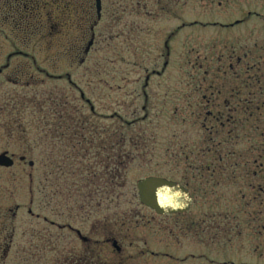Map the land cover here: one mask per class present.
<instances>
[{"label":"rangeland","instance_id":"rangeland-1","mask_svg":"<svg viewBox=\"0 0 264 264\" xmlns=\"http://www.w3.org/2000/svg\"><path fill=\"white\" fill-rule=\"evenodd\" d=\"M22 1L0 10L4 263L25 243L27 264H65L81 241L55 221L100 263L264 264V0H100L99 18L94 0ZM229 107L211 145L205 110ZM148 176L185 184L189 211L140 204Z\"/></svg>","mask_w":264,"mask_h":264},{"label":"flooded vegetation","instance_id":"flooded-vegetation-1","mask_svg":"<svg viewBox=\"0 0 264 264\" xmlns=\"http://www.w3.org/2000/svg\"><path fill=\"white\" fill-rule=\"evenodd\" d=\"M11 3L17 5V3H19L20 5L23 4L24 2L22 0H2V2H0V10H3L5 12H7V17L10 16L9 13H11L12 10L14 11H19L20 9H22V6H11ZM21 7V8H20ZM2 73V69H0V75ZM81 97L83 98V94L81 93ZM229 110H231V114L229 113L230 116V122L231 125L233 126L235 123V120L233 118V109H231L229 107ZM2 153H6L11 159H12V165L10 167H12L14 165V157L13 154H8L7 151H3ZM1 153V154H2ZM19 162H23L24 161V157H20L19 158ZM0 168H4L3 166H0ZM5 168H9V167H5ZM15 210H18V207H15ZM27 212L30 215H33V212L31 211V209H28ZM35 218L43 220V221H48L44 216H41V213H35L34 214ZM49 223L51 224L52 227H54L55 231H63V229H67V231H69L71 233V235L73 236V238L76 237L81 241V250L79 252H74L73 248H74V244L72 242V245L70 246V250H68L65 256L66 259V263L65 264H101L99 261L101 260V258H98V251L97 250V246L96 245H101L99 241L95 240V241H91L88 237L83 236L81 234V232L78 229H74L72 226L70 225H65V224H59L55 221H49ZM4 227V226H3ZM38 234L41 233V230H39L37 232ZM0 234L2 235L0 237V264H5L4 261L6 260L7 257H9V244H11V238L9 236V233L7 232L8 236H6V229L2 228L0 229ZM56 236V235H54ZM65 238V237H64ZM66 240V238H65ZM59 242V241H58ZM111 243V246L115 249L116 252H120V247L117 244L116 240L114 239H106L104 241L103 244H108ZM39 244L38 241L35 243ZM40 248V247H39ZM41 250V248H40ZM95 250V251H94ZM28 250L26 247V244L23 243L22 247L19 248V252H18V259L21 260L18 263L15 264H27L26 263V259H31L32 255L27 254ZM60 253V251L58 252ZM101 255V253H100ZM36 259V258H34ZM94 259H97L96 261H94ZM105 262V261H104Z\"/></svg>","mask_w":264,"mask_h":264},{"label":"water","instance_id":"water-1","mask_svg":"<svg viewBox=\"0 0 264 264\" xmlns=\"http://www.w3.org/2000/svg\"><path fill=\"white\" fill-rule=\"evenodd\" d=\"M95 1L97 17H100L101 2ZM33 163L30 161L29 165ZM12 159L6 154H0V166L10 167ZM138 201L156 215L183 214L192 205L190 192L175 181L156 176H148L136 182Z\"/></svg>","mask_w":264,"mask_h":264},{"label":"trees","instance_id":"trees-1","mask_svg":"<svg viewBox=\"0 0 264 264\" xmlns=\"http://www.w3.org/2000/svg\"><path fill=\"white\" fill-rule=\"evenodd\" d=\"M229 102V101H228ZM228 102H227V104H228ZM205 115H204V120H203V124H205V128L209 131V133L210 134H208L207 135V137H208V139H207V141H209L210 142V144L212 145V143H213V141H214V139L215 138H217V137H214L215 136V125L217 126V127H219L220 129H222L225 125L226 126H228L229 127V129H230V125H229V123H230V116H229V113H227V118H226V121H222V112H220V111H216L215 113L212 111V110H210L209 108L208 109H206L205 110V113H204ZM211 121V123H208L207 125H206V123L208 122V121ZM209 121V122H210ZM213 122V123H212ZM215 124V125H214ZM203 126V125H202ZM219 128H217V129H219ZM213 133H214V136H213ZM127 141V139H126V134H125V132H122L121 133V136H120V145L118 146L119 148V154H120V156H121V158H122V160H121V162L120 163H118V165H120L121 167L123 166V170H125V168H126V165L130 162L129 160H131V154L132 153H130L129 151H128V149H127V146H126V144H125V142ZM109 145V144H108ZM214 145V144H213ZM217 146H218V143H217ZM106 148L108 149V150H110L111 149V147H110V145L109 146H107L106 145ZM113 150V149H112ZM115 150V149H114ZM80 149L78 148V151H77V155L79 156V154H80ZM115 153V155H116V151L114 152ZM85 154H86V152H85ZM75 157H77V156H75ZM79 157H81V156H79ZM219 157H222V156H219ZM66 157H64V156H62V160L63 159H65ZM109 159V158H108ZM219 159H223V158H219ZM110 161V160H109ZM109 161H106V164L104 165V175L105 176H107V175H109V171L110 170H113V168L116 166V165H114V164H112V162L110 161V163H109ZM216 163L218 162L217 160L215 161ZM207 166V168H209V165H206ZM92 169H93V167H92ZM91 167H89V168H87V170H88V174H87V178L88 177H90L91 176V174L92 173H94V171H92L91 172ZM174 181H177V180H174ZM178 183H180L181 185H183L184 187H186L187 188V186L185 185V184H182L181 182H179V181H177ZM87 185V187L89 186L88 185V183L86 184ZM212 263V262H211ZM101 264H110V263H101ZM114 264H127V262L125 263H123L122 261H120V262H116V263H114Z\"/></svg>","mask_w":264,"mask_h":264}]
</instances>
